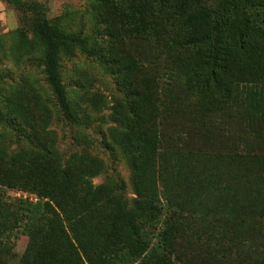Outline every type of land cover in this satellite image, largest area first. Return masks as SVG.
Instances as JSON below:
<instances>
[{
	"label": "trees",
	"instance_id": "obj_1",
	"mask_svg": "<svg viewBox=\"0 0 264 264\" xmlns=\"http://www.w3.org/2000/svg\"><path fill=\"white\" fill-rule=\"evenodd\" d=\"M5 1L29 14L46 81L74 121L59 53L84 41L50 25L43 3ZM135 1L140 11L117 7L121 23L156 45L163 71L146 75V53L110 50L131 97L110 129L132 168L131 205L122 184L92 182L101 164L84 151L50 168L1 150L0 246L20 230L17 264H264V0ZM199 141L219 152L194 151Z\"/></svg>",
	"mask_w": 264,
	"mask_h": 264
},
{
	"label": "rangeland",
	"instance_id": "obj_2",
	"mask_svg": "<svg viewBox=\"0 0 264 264\" xmlns=\"http://www.w3.org/2000/svg\"><path fill=\"white\" fill-rule=\"evenodd\" d=\"M37 1L46 7L50 25L78 34L84 41V47L68 44L66 51L59 53L60 77L75 120L64 117L46 81L43 47L29 26V14L14 3L0 0V110L3 115L0 152L13 157L27 151L35 165L52 168L55 158L65 162L73 153L84 151L101 164L100 173L92 182L114 187L122 184L121 193L131 205L132 168L110 136V129L119 126L115 114L125 118L124 106L131 97L122 87L123 73L117 71L110 50L124 59H140L141 52L146 53L150 60L154 59L156 68L154 71L145 65L146 75L163 71L162 58L156 57L160 55L156 45L142 42L121 23L117 7L124 6L128 12L140 11V3L135 0H109L106 4L98 0ZM107 23L114 27L113 42L107 34ZM256 36V39L261 37ZM152 92L155 90L151 88ZM133 131L141 132L138 126ZM148 133L145 131L144 135ZM194 144L192 148L197 152H219L201 141ZM5 192L7 198L37 199L28 191L6 188ZM26 243L27 236L14 230L7 243L0 246L4 249H0V261L17 264Z\"/></svg>",
	"mask_w": 264,
	"mask_h": 264
}]
</instances>
